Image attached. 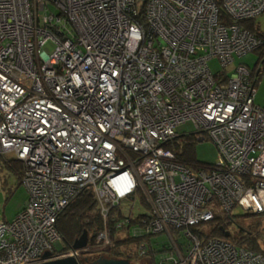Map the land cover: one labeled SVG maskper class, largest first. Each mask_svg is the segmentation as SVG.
Returning a JSON list of instances; mask_svg holds the SVG:
<instances>
[{"label": "built area", "instance_id": "2783aa9c", "mask_svg": "<svg viewBox=\"0 0 264 264\" xmlns=\"http://www.w3.org/2000/svg\"><path fill=\"white\" fill-rule=\"evenodd\" d=\"M262 14L264 0H0V156L23 164L27 190L0 222V264L105 257L110 211L139 197L151 215L133 236L170 239L156 264H264L191 231L218 213H264L261 72L234 65L262 46L242 26ZM187 125L213 142L215 164L187 168L165 147ZM86 190L103 229L56 252L58 217Z\"/></svg>", "mask_w": 264, "mask_h": 264}, {"label": "trees", "instance_id": "16d2710c", "mask_svg": "<svg viewBox=\"0 0 264 264\" xmlns=\"http://www.w3.org/2000/svg\"><path fill=\"white\" fill-rule=\"evenodd\" d=\"M256 19L249 22H243L242 26L250 33L255 34L259 37L263 44L255 51V54L259 56L254 69H260L261 74H264V34L260 32L259 27L256 26ZM262 76V75H261ZM185 140L178 143L179 136L173 140L172 143L165 145V147L171 149L179 163L183 164L187 168L197 169L198 165H204L199 162L194 154V145L196 139H191L190 136L184 137ZM1 163L6 166L11 172L15 174L19 184L23 175V164L15 160L12 156H0ZM206 165V164H205ZM245 218H253L255 222L244 227L234 221L231 215L215 214L214 220L208 223H203L191 231L200 236L201 239L207 240L210 238L226 239L239 247H244L252 250L255 253H260L264 257V213L259 215L242 214ZM128 219L130 224L123 225L121 228H117V223L121 220ZM139 220V218H137ZM137 219H133L130 216L125 217L120 208L112 209L109 214V230L112 238V250L109 255L105 258L113 259H125L131 264L136 262L140 264L142 257L139 256L138 247L141 243L145 242L147 256L149 264H156V257L159 253L164 252L167 249V245L161 249L156 248L149 242L147 236H133L131 233L134 228L133 226L138 223ZM232 224H236V233H229V237L225 238L224 234ZM104 222L97 208V203L93 195L89 191H85L78 195L73 201L61 212L57 221V230L61 237V240L65 243L67 249L72 247L73 243L82 235L83 232H87L88 243H92L95 235L103 229ZM130 230V231H129ZM126 231L127 238L119 240L117 233ZM172 231V230H171ZM133 244L136 246L135 254H126L122 250L123 246ZM96 259H89L87 264H92Z\"/></svg>", "mask_w": 264, "mask_h": 264}, {"label": "rangeland", "instance_id": "374dc122", "mask_svg": "<svg viewBox=\"0 0 264 264\" xmlns=\"http://www.w3.org/2000/svg\"><path fill=\"white\" fill-rule=\"evenodd\" d=\"M256 26L259 27L260 32L264 34V14L259 16L256 19ZM53 47L51 45H47L44 48V52L50 53ZM259 60V56L255 53L247 54L241 58L235 56L234 65L239 66L243 65L248 67L250 70L254 69L257 61ZM208 66L213 74L220 72L221 68L219 66V61L214 58L208 62ZM259 78V83L256 86V97H255V104L259 106H264V74ZM192 133V127L190 125L185 126L178 130V143L185 140L184 137L190 136ZM194 154L196 159L204 164L213 165L216 163L218 154L215 145L213 142L206 136L202 142H195L194 145ZM27 199V190L22 185L19 184L17 177L13 172H11L6 166L1 163L0 160V222H10L12 221L17 213L23 208L24 203ZM142 198H137L134 204H123L121 206L122 214L127 216H132L131 218L137 219V215L145 214L147 216L151 215L150 209L145 206L143 203ZM242 212L239 209H235L231 216H233L234 221L239 224H242L244 227H250L252 223L255 222L253 218H245L242 216ZM139 222V220L137 219ZM130 224V223H129ZM236 224H232L231 227L227 229V232L234 234L236 233ZM58 231V230H57ZM171 235H173L174 239L178 238V233L171 231ZM117 237L119 240H123L127 238L126 231L117 233ZM110 242L112 245V238H110ZM149 242L152 243L156 248H162L165 245H170V239L168 235H158L154 236L149 239ZM54 250L56 252H60L62 250H66L67 247L63 241H56L53 244ZM122 250L126 252V254H135L136 253V246L133 244H128L122 247ZM161 254V253H160ZM159 254L157 255V257ZM96 255H89L90 259H94ZM156 257V259H157ZM83 259L81 262L84 263ZM149 259L146 256L142 257L140 260V264H149ZM132 264H138L136 262H132Z\"/></svg>", "mask_w": 264, "mask_h": 264}, {"label": "water", "instance_id": "95a60500", "mask_svg": "<svg viewBox=\"0 0 264 264\" xmlns=\"http://www.w3.org/2000/svg\"><path fill=\"white\" fill-rule=\"evenodd\" d=\"M203 140H204L203 138H200V139H197V142H202ZM224 237L228 238L229 233L226 232L224 234ZM87 241H88L87 232H83L82 235L73 243L72 248L81 249L86 246ZM42 264H79V263L74 258H65V259L50 261V262H46ZM92 264H131V263L128 260H123V259L99 257Z\"/></svg>", "mask_w": 264, "mask_h": 264}, {"label": "flooded vegetation", "instance_id": "af4514ba", "mask_svg": "<svg viewBox=\"0 0 264 264\" xmlns=\"http://www.w3.org/2000/svg\"><path fill=\"white\" fill-rule=\"evenodd\" d=\"M190 137H191V139H194V138L196 139V135L193 133L190 134ZM123 260H125V259H123Z\"/></svg>", "mask_w": 264, "mask_h": 264}]
</instances>
